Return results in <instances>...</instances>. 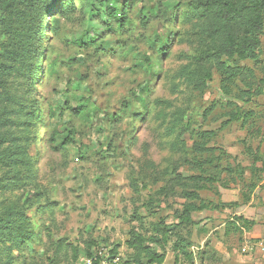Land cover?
Returning a JSON list of instances; mask_svg holds the SVG:
<instances>
[{"label":"clouds","instance_id":"clouds-1","mask_svg":"<svg viewBox=\"0 0 264 264\" xmlns=\"http://www.w3.org/2000/svg\"><path fill=\"white\" fill-rule=\"evenodd\" d=\"M0 264H264V0H0Z\"/></svg>","mask_w":264,"mask_h":264}]
</instances>
